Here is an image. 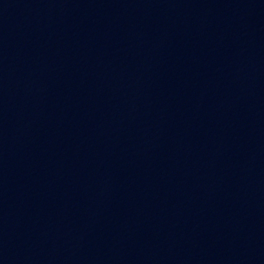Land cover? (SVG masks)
Listing matches in <instances>:
<instances>
[{"label":"water","instance_id":"water-1","mask_svg":"<svg viewBox=\"0 0 264 264\" xmlns=\"http://www.w3.org/2000/svg\"><path fill=\"white\" fill-rule=\"evenodd\" d=\"M0 264H33L0 185Z\"/></svg>","mask_w":264,"mask_h":264}]
</instances>
